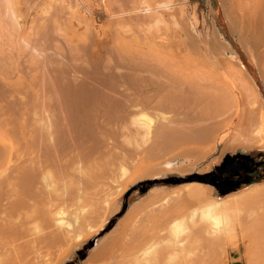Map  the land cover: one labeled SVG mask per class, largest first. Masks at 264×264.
I'll list each match as a JSON object with an SVG mask.
<instances>
[{"label": "bare ground", "instance_id": "6f19581e", "mask_svg": "<svg viewBox=\"0 0 264 264\" xmlns=\"http://www.w3.org/2000/svg\"><path fill=\"white\" fill-rule=\"evenodd\" d=\"M113 4L111 10L116 8L119 11L113 15L118 30L115 34L117 41L109 49L103 51L96 48L94 41L85 37L79 47L69 45L72 48L70 54H67L68 57L65 54L70 61L68 65L61 54L63 48L59 47V41L62 42L66 36L58 35L59 39L64 37L59 40L57 34L51 32L59 43L55 42V47L61 48L57 56L63 59H52V64L47 60L51 66L45 65L43 57L40 60L44 67H51L53 71L50 73L46 70L44 73L43 64L39 59L33 60L36 56L31 52L34 56L30 55L33 61L29 63L35 66L33 69L39 76L36 78L35 75L36 79L32 77L33 81L30 77L31 81L28 80L26 84L7 82L4 84L5 91H0V100L5 101L4 104L0 102L1 128H9L13 120L26 116L23 119L25 123H17L19 127L23 124L19 130L21 138L17 136L18 133L13 134L16 138H10L6 130L0 135V165L8 163L12 167L10 173L0 177V264L64 263L74 249L84 246L87 238L102 229L120 211L121 198L130 185L151 174L153 170L145 168L136 155L143 147L141 145L151 139L145 150L162 147L165 151H171L172 159L178 162L172 164L167 160L164 164L177 165L175 168L181 173L192 170L206 152L213 150L219 139L223 138V129H231L232 132L243 127L257 128V134L252 131L248 134L244 132L245 135L243 131L227 132L224 150L235 148L237 144L247 149H264V107L261 102L254 120L246 115L235 124L232 121H218L216 112L221 103L218 102L216 85L203 83L202 88L198 83L202 80L201 76L191 77L184 67L183 70L172 68L167 52L158 50L156 54H151L146 47L148 34L164 23L161 16L150 6H138L137 0H121ZM230 4L228 17L239 32L243 48L251 57L256 55L264 60V0H230ZM168 7V4L164 5V8ZM16 10L13 0H0V24H3L0 40L6 35L5 38H11V33L6 34L11 31L9 25L14 27L13 36L19 32L18 28L21 29L19 26L25 18ZM52 22L53 29L59 27L57 20L47 24ZM43 23L45 31L40 24L41 31L49 32L48 28L45 29L48 25ZM38 31L37 39L41 41L43 38H40ZM217 34L213 31L209 38L207 36L209 45L212 44L210 42L216 43L215 48L217 46L222 53L229 50L228 43ZM33 35L37 36L35 33ZM28 39L31 41L32 37ZM17 43L20 46L16 45L15 51L6 50L8 45L4 48L6 43H0V74L3 70L11 72L12 68L19 67L20 60L15 55L21 58L25 56L24 52L31 51H25L30 48L29 41L24 47L19 41ZM39 48V55H44L43 47ZM55 52L53 54L56 55ZM12 53L15 55L12 56ZM13 59H16L14 63ZM229 59L245 70L236 55H231ZM39 65L42 67L39 68ZM4 66L9 68L5 70ZM28 83L31 87L26 89L29 96L25 103L18 101L20 98L14 100V95L20 94ZM251 83L252 92H257L256 84ZM26 114L31 117L30 127L26 126ZM152 117L155 118L154 124ZM12 124L16 125L14 121ZM24 124L27 131L23 128ZM153 140L156 142L152 143ZM204 144H208L209 150ZM97 187L98 190L94 192ZM184 187L188 196L207 202L206 207L201 209V219L204 216L215 225H218L221 217L236 212L244 204L264 200V182L214 201L211 200V187L208 185L190 182ZM160 191L154 187L146 197L129 205L81 264H172L173 259L164 257L166 253H172V249L184 253L186 245L173 236L178 235V225L170 228L167 224L171 219L164 211L158 210ZM87 206H91V212ZM90 213L95 216L90 217ZM65 217H71L72 222L65 220ZM94 220L100 223L95 222L97 228L91 223ZM51 225L55 227L54 230ZM44 226L51 229L43 232L46 229ZM63 244L67 250L55 262L51 261V253Z\"/></svg>", "mask_w": 264, "mask_h": 264}, {"label": "rangeland", "instance_id": "374dc122", "mask_svg": "<svg viewBox=\"0 0 264 264\" xmlns=\"http://www.w3.org/2000/svg\"><path fill=\"white\" fill-rule=\"evenodd\" d=\"M120 1L13 0V5L17 8L16 11L22 18H25L23 19L25 20L24 23L21 22L24 29L22 28V25L19 26L21 27V29L18 28L19 30L17 29V31L21 32H16V36H13L15 35V32L13 34L12 29L14 27L11 26L12 24L9 25L11 23L9 21L10 23H8V25L9 30L11 29V31L6 28V31H9L6 32V34L8 33L10 35L11 33V38H5L8 36L6 35L3 40H0V43H6L5 45H3L4 48L6 45H8V49L6 50L10 51L13 49V51H15V48L20 46H18V41L22 47H24V45H27V41H29L28 46L30 48H27L25 51H31L29 52L30 54L28 52H24L25 56L22 55L21 58L20 56L17 57L14 53H12V56L15 55L14 57L19 59L21 62L18 61L19 67L16 66V69H13L11 66V72L9 70H3L6 65L2 69L4 72L1 70L0 91H5L4 84H7V82L16 83L20 81V83H27L28 80L31 81L32 77L35 78V75H37L36 70L33 69V67L35 68V66L29 63V61L31 62L33 60L39 59L40 64H43V70L45 71L44 73H46V70H49V72L51 73L53 71L50 67L52 64L51 61L52 59L54 60L58 57L57 54L60 52L59 49L61 48H63L61 49L62 57L65 58V61H63L69 65L70 61L69 59H66L65 56L67 54L69 55L71 49L75 47L73 44L78 45L79 47V45H81L80 42L83 43L84 41L82 42V40L85 37L89 38L90 41H94V46L96 48H100L103 51L109 49L110 46L114 45L117 41L115 34H117L118 26L115 23L113 15L119 13L116 8L113 10H111V8L114 5L113 3H118ZM137 2L138 6H150L157 13V15H160L164 20V23L161 24L158 30H152L147 36L146 47L150 49L151 54H156V51L158 52V50L165 51L168 53L169 62L172 68L183 70L184 67L185 71L189 73L191 77L201 76L202 80H200L198 83L202 85V88L203 83L205 85H216L219 92L218 102L221 103V107L216 112L218 121H223V123L232 121V124H235L238 122V120L239 122H241L240 119H243L246 115L247 118H253L252 120L256 118L255 112L256 110H258L257 108L259 107L260 102L264 107V60L261 59L260 56L256 55L255 57H251L239 41V32L236 27L233 26V22H231L228 17V13H230L231 10V8L229 7L231 6L230 0H137ZM165 4H168L169 7L164 8ZM125 10L126 9L124 8L123 11ZM53 20H57L59 25L58 28L57 26L54 28L55 30L52 27L53 22L52 24L48 25L49 22ZM43 22H46V24L48 23V26H46L45 29L48 28L50 33L48 32V30L46 33L44 32L45 26L43 25L45 23ZM40 24H42L41 26H43L42 29L44 31H41ZM2 26L3 24H0V28H3ZM39 27L40 31H38ZM50 27L52 28V30ZM37 31L40 33L41 39L46 38V36L53 32V34H57V37L58 35H65L68 39L70 38L71 40H68L65 37V41V38L61 36L62 38H60H64V40H62V42L59 41V43L61 44L60 45L57 42L58 40L54 39L57 37L55 35L52 36L51 34L48 36V39H42L41 41L43 42H41L40 40H38L39 34L37 33ZM213 31L215 33H218L217 35L220 36L222 41L228 43L229 50L224 51V55L221 51L218 50L217 46L216 50L214 46L216 43L210 42L212 43L210 45L208 43L210 33H213ZM34 33L38 35L34 37ZM51 36L52 38L50 40L49 37ZM29 37H32L31 41L30 39H28ZM23 38H25L24 40H28L24 41ZM49 40L51 42H49ZM52 40L55 41L53 42ZM38 41L40 42L38 43ZM45 41L48 45L45 44ZM55 42H57L59 44V47L61 48L57 49L55 47V45H57ZM42 43H44V45ZM207 44L208 46H206ZM69 45H71V47H74L71 48ZM211 45L213 47H211ZM40 46L43 47V53H41L44 54L41 56L38 52L40 50ZM134 46L139 49H143L137 45ZM68 47H70V49H68ZM78 47L76 46V48ZM55 48L57 49V52H55ZM208 48L214 52H210ZM66 50L69 52L67 53ZM31 52H34L33 54H35L36 56L33 60H31V56L33 57L34 55H31ZM54 52L56 53V55L53 54ZM210 53L211 55L213 53V55L211 56ZM231 55H236L238 59L243 63V65L245 66V72L234 61H231V59H229ZM60 57H58L59 60ZM62 57L61 59H63ZM41 58L42 61L44 60L43 62L45 63V65H50L48 67H50L51 71L49 68L47 69V66L44 67L45 65L40 60ZM58 58L56 61H58ZM215 58H217V61L214 60ZM14 61H16V59H13V63ZM184 63L186 66H184ZM41 67L42 66H40L39 68ZM228 67H231V70H229ZM8 68L9 67H6L5 70ZM236 68L239 70V72ZM17 69H19L18 72L15 71ZM14 71L16 72V74ZM32 71L34 72V75L32 74ZM235 73L238 74V76H236ZM243 73H245V76H243ZM38 76L39 75H37L36 78ZM30 77L31 79H29ZM33 80L34 79H32V81ZM250 80L251 82L253 81L256 84L257 92L255 93L251 90L252 83L250 82ZM64 81L65 80H63V82ZM25 86H27L28 88H25ZM25 86H23L24 90L21 89V93L15 94V99L13 98L14 100L22 98V100H18L22 104H24V101L28 99L27 96H29V93L27 94V92L29 91L27 90L30 89L29 87H31L29 83ZM75 87L77 88V86ZM13 99H11V101H13ZM0 102L1 104L5 103V101L2 100H0ZM218 117L221 118V120ZM24 118H26V116L19 117L17 118L18 120H13L14 124L16 125L13 126L12 121V128L10 125L8 126L10 129H14L13 131L15 132L9 130V128L5 129V127L2 125L3 127H0V129H2V131L0 130V135L3 130H6V133H8L10 138H16V136L13 135L14 133H18L17 136H19V130L22 129L21 127L23 124L21 125V127H19L17 126V123L18 125L21 123H25L23 120ZM30 118L31 117L27 115V127H30ZM154 122L155 118L152 117V124H154ZM26 126L24 124L23 128H25ZM16 130H18V132ZM24 130L27 131L28 129L25 128ZM24 130H22V133H25ZM239 130L240 129L235 131H243L242 133L246 132L248 134L251 131L252 133H255L257 131V128L246 129L243 127L242 130ZM8 131L13 133L11 134ZM223 131L224 132H221L223 141H221L222 139L220 138L219 142L216 144L213 150H209L210 147H207L208 144H204L203 146H205V148L207 147L206 149H208L209 151L207 150L208 152H206V149H204L203 151L206 152L205 157L200 160L192 170L185 173H181L180 171H178L175 168L177 165L167 166L164 164V162H166L167 160L169 162L172 161V164L178 162L177 160L172 159L173 153L171 151H165L162 147L153 151H146V145H148L152 139L147 143L141 145L143 147H140V150L137 152V159L139 156L142 160L141 162L143 163V166H145V168H151V170L153 171L151 172V174H148L140 181H136V183L130 185L129 189L124 193V197L121 198L122 207L120 211L113 215L102 229H100L98 232H95L94 235L91 234L92 236L89 237V239L87 238L86 240V245L84 244V246L74 249L72 252L73 254H71L69 258L62 264H81L89 254L90 250H92L96 242L100 240V238L105 234H107L116 224V222L122 217L128 206L136 201H139L141 198L146 197L154 187H158L161 190L159 192V194L161 195V201L157 204V207L159 208L158 210L164 211V214L167 215L169 219H171H168L169 224H167L170 228L175 224L178 225V235L176 233V235L173 236L179 243L181 242L184 244V246L186 245L184 247V253H182V251L180 252L178 249H172V253L169 251L164 255V257H167V259L168 257L171 258V260L173 259L171 262L172 264H232L233 258L238 259L237 264H264V200L255 204H244L242 207H239L236 212L232 214L229 213L228 215H224L223 217H221L219 219L220 222L218 223V225H215L212 223V221L207 220L204 216L203 219H201V209L202 207H206L207 202L205 200L201 202V200H199L198 198L188 196L187 189H185L184 187V184L190 182L202 183L204 185L211 186L212 201L223 198L231 193H225L223 189L213 187L212 185H210L209 181L202 182L191 178L204 177L208 179L211 168L216 163H218L221 157L226 153H232L238 150L256 152L263 149L255 147L248 150L242 144H237L235 148H233V146L232 149H230L231 147L227 146L228 148L224 150L225 143L227 141V134L233 133L235 131L231 132V129H223ZM255 134H257V132ZM155 142L156 141L154 140L152 141V143ZM230 146H232V144H230ZM10 167L11 165L8 163H2L0 165V177L6 173H10ZM165 180H170V182L165 183ZM96 190H98V187L94 189V192H96ZM87 207H85V210H87ZM90 208L88 207L89 212L92 211V209L90 211ZM93 215L91 214L90 217H92ZM90 217L89 219L91 220L92 218ZM65 218V220L72 222L71 217V219L69 218L70 220L68 219V217ZM89 221L86 222L90 223ZM95 222L97 221H91V223L95 224L97 228V224L99 222H97V224ZM87 223L85 224L87 225ZM91 223L89 225H92ZM167 225V230H170ZM93 226L94 225H92V227ZM45 228L47 229L48 227ZM51 228L52 230L55 229V227L53 226ZM51 228H48L47 230L43 229V232L48 231ZM83 230L85 229L83 228ZM167 230H165V232H168ZM63 245L64 246H62L61 248H57L56 250H54V252L51 253V261L55 262L60 254L63 253V251L67 250V246H65V244ZM181 253L183 254V256L181 255ZM181 257H184L185 260ZM42 264H48V262Z\"/></svg>", "mask_w": 264, "mask_h": 264}, {"label": "crops", "instance_id": "0c3cea01", "mask_svg": "<svg viewBox=\"0 0 264 264\" xmlns=\"http://www.w3.org/2000/svg\"><path fill=\"white\" fill-rule=\"evenodd\" d=\"M209 173L210 185L223 189L225 193H235L262 183L264 182V149L256 152L238 150L226 153ZM237 262L238 259L233 258L232 264Z\"/></svg>", "mask_w": 264, "mask_h": 264}, {"label": "trees", "instance_id": "16d2710c", "mask_svg": "<svg viewBox=\"0 0 264 264\" xmlns=\"http://www.w3.org/2000/svg\"><path fill=\"white\" fill-rule=\"evenodd\" d=\"M191 179L198 180V181H202V182H206V181H208V179H207V178H204V177H192ZM180 181H181V180H180ZM164 182H165V183H166V182L169 183L170 180H165Z\"/></svg>", "mask_w": 264, "mask_h": 264}]
</instances>
